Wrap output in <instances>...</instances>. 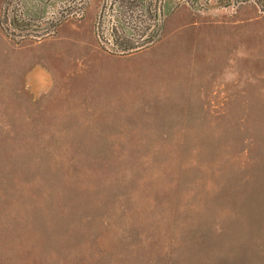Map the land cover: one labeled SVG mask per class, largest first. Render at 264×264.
Here are the masks:
<instances>
[{"label": "rangeland", "instance_id": "rangeland-1", "mask_svg": "<svg viewBox=\"0 0 264 264\" xmlns=\"http://www.w3.org/2000/svg\"><path fill=\"white\" fill-rule=\"evenodd\" d=\"M0 264H264V0H0Z\"/></svg>", "mask_w": 264, "mask_h": 264}, {"label": "trees", "instance_id": "trees-1", "mask_svg": "<svg viewBox=\"0 0 264 264\" xmlns=\"http://www.w3.org/2000/svg\"><path fill=\"white\" fill-rule=\"evenodd\" d=\"M127 36H128L127 33L125 35L120 34L119 37H121V39L118 40V42L122 47L129 49L131 48L130 43H129L131 41H130V38H128Z\"/></svg>", "mask_w": 264, "mask_h": 264}, {"label": "built area", "instance_id": "built-area-1", "mask_svg": "<svg viewBox=\"0 0 264 264\" xmlns=\"http://www.w3.org/2000/svg\"><path fill=\"white\" fill-rule=\"evenodd\" d=\"M115 33H116V32H115ZM112 44H113L114 47H116V48L118 47V48H119L118 44H116V45H115L114 43H112Z\"/></svg>", "mask_w": 264, "mask_h": 264}]
</instances>
